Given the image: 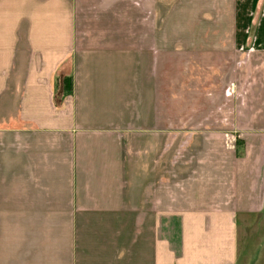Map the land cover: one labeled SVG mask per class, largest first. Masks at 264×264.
Here are the masks:
<instances>
[{
  "label": "crops",
  "instance_id": "obj_1",
  "mask_svg": "<svg viewBox=\"0 0 264 264\" xmlns=\"http://www.w3.org/2000/svg\"><path fill=\"white\" fill-rule=\"evenodd\" d=\"M263 211L264 0H0V264H238Z\"/></svg>",
  "mask_w": 264,
  "mask_h": 264
},
{
  "label": "rangeland",
  "instance_id": "obj_2",
  "mask_svg": "<svg viewBox=\"0 0 264 264\" xmlns=\"http://www.w3.org/2000/svg\"><path fill=\"white\" fill-rule=\"evenodd\" d=\"M234 86L229 92L234 93ZM238 264H264V211L238 229Z\"/></svg>",
  "mask_w": 264,
  "mask_h": 264
},
{
  "label": "trees",
  "instance_id": "obj_3",
  "mask_svg": "<svg viewBox=\"0 0 264 264\" xmlns=\"http://www.w3.org/2000/svg\"><path fill=\"white\" fill-rule=\"evenodd\" d=\"M65 88L67 89V90H71V82H70V80H68V82L65 84Z\"/></svg>",
  "mask_w": 264,
  "mask_h": 264
}]
</instances>
